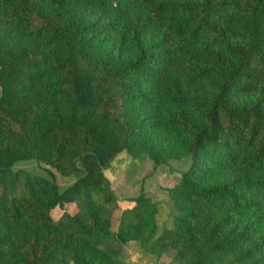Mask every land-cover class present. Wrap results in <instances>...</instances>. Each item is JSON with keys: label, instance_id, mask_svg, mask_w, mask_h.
Here are the masks:
<instances>
[{"label": "trees", "instance_id": "trees-1", "mask_svg": "<svg viewBox=\"0 0 264 264\" xmlns=\"http://www.w3.org/2000/svg\"><path fill=\"white\" fill-rule=\"evenodd\" d=\"M124 151L190 158L160 234L143 193L110 229ZM131 229L178 264H264V0H0V264H120Z\"/></svg>", "mask_w": 264, "mask_h": 264}, {"label": "rangeland", "instance_id": "rangeland-1", "mask_svg": "<svg viewBox=\"0 0 264 264\" xmlns=\"http://www.w3.org/2000/svg\"><path fill=\"white\" fill-rule=\"evenodd\" d=\"M190 162L188 156L155 162L148 154L133 158L126 151L119 153L104 170L118 205L113 213L110 229L117 231L124 211L134 205V199L140 193L145 194L156 204L157 234L163 229L171 228L178 212L172 205L168 189L178 183L181 171L186 170ZM13 169H24L47 176L57 182L60 188L69 185L73 180L72 175L60 173L34 160L19 162ZM75 210L76 206L73 203L65 204L54 208L51 216L57 219L64 212L73 214ZM129 236L122 245L120 264H178L174 261L175 250L167 249L160 254L153 253L142 247L136 229H131Z\"/></svg>", "mask_w": 264, "mask_h": 264}]
</instances>
